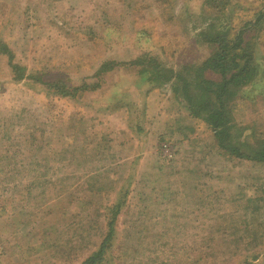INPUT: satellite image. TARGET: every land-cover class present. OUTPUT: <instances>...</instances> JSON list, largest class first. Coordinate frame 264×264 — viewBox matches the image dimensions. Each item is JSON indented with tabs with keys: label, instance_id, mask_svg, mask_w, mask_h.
Instances as JSON below:
<instances>
[{
	"label": "rangeland",
	"instance_id": "rangeland-1",
	"mask_svg": "<svg viewBox=\"0 0 264 264\" xmlns=\"http://www.w3.org/2000/svg\"><path fill=\"white\" fill-rule=\"evenodd\" d=\"M258 14L256 74L225 103L246 153L264 140V0H0V42L41 81L0 53V264H81L112 220L101 264H264V164L219 149L182 81L124 66L147 55L197 97L220 78L194 74L214 52L200 35L234 41Z\"/></svg>",
	"mask_w": 264,
	"mask_h": 264
},
{
	"label": "trees",
	"instance_id": "trees-1",
	"mask_svg": "<svg viewBox=\"0 0 264 264\" xmlns=\"http://www.w3.org/2000/svg\"><path fill=\"white\" fill-rule=\"evenodd\" d=\"M261 19L262 15L258 14L253 24H245L238 31L236 36H234V41H230L231 39L228 38V33L224 31H220L218 35H209L208 33H202L200 35L202 40L208 44H213L214 52L211 57L202 64L198 72L195 71L194 74L201 80V78L207 76L208 71H213L218 74L220 78L217 83L214 80L206 79L199 83H197V81L196 83H191L192 88L198 93L197 97L194 96V92L191 93V87L181 73L165 70L156 60L151 58L146 59L145 57H148L147 55H141L124 66L131 68L138 67L140 69L138 74L141 76L146 75V82L153 86H164L172 79L182 81V87L173 85V92L180 95L181 98L190 105V115L203 118L214 133L219 149L232 157L264 164V140L261 141L259 145L251 148L249 153L241 151L238 146L230 143V132L232 127L228 117L229 110L227 106H225V103L234 96L232 89H238L247 85L256 74V67L252 64L253 49H249L247 48L248 46L246 47V45L243 44V35L251 26H256ZM208 27H210V29L212 28L211 26ZM210 29L208 28V30ZM0 53L7 56L14 81H21L27 78L33 82H41L40 79H36L33 75H25V69L19 64L14 63L13 53L1 42ZM114 66H118V63L105 62L101 67L102 73L100 75L113 70ZM48 86L49 88H47V91L57 87V85ZM88 89H90L89 86L85 85L78 87L70 91V97L73 96V92L76 93ZM113 224V220L108 224L109 231L100 244L98 251L87 257L81 264H101L104 261L105 254L114 236Z\"/></svg>",
	"mask_w": 264,
	"mask_h": 264
}]
</instances>
